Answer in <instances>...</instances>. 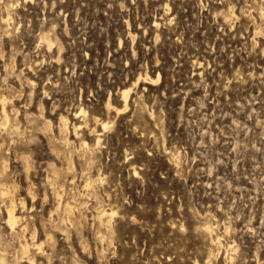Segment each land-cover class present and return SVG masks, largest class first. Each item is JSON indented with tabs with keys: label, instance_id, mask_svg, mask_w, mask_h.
Listing matches in <instances>:
<instances>
[{
	"label": "rangeland",
	"instance_id": "rangeland-1",
	"mask_svg": "<svg viewBox=\"0 0 264 264\" xmlns=\"http://www.w3.org/2000/svg\"><path fill=\"white\" fill-rule=\"evenodd\" d=\"M263 10L264 0H0V188L21 220L13 230L0 192L7 264H264Z\"/></svg>",
	"mask_w": 264,
	"mask_h": 264
},
{
	"label": "bare ground",
	"instance_id": "bare-ground-1",
	"mask_svg": "<svg viewBox=\"0 0 264 264\" xmlns=\"http://www.w3.org/2000/svg\"><path fill=\"white\" fill-rule=\"evenodd\" d=\"M10 7V6H9ZM8 9V8H7ZM10 9V8H9ZM9 11V10H8ZM231 11V10H230ZM263 12H264V10H263ZM9 13V12H8ZM260 13V12H259ZM7 14V13H6ZM5 14V15H6ZM7 16H9V15H7ZM6 16V17H7ZM227 16V15H226ZM6 17H4V18H6ZM228 17V16H227ZM263 18V17H262ZM9 19V18H8ZM227 19H229V18H227ZM4 20V19H3ZM10 20H11V16H10ZM264 20V19H263ZM4 21H6V20H4ZM44 35V34H43ZM49 35V34H48ZM42 38H44V39H46V40H48V45H50L51 44V39L52 38H50V37H48L47 36V34L46 35H44V36H42ZM142 76V75H141ZM145 78H149L148 76H145ZM131 88V87H130ZM130 88H123L121 91V97H122V101H123V108L125 109V108H127L128 106H129V98L131 97L130 96ZM132 90V89H131ZM2 98V97H1ZM0 98V99H1ZM2 100V99H1ZM4 101H5V99H3ZM6 100H7V98H6ZM3 102H1V104H2ZM6 104L4 103V106H5ZM112 104H111V102L109 101L108 102V109H111L112 108V106H111ZM3 106V105H2ZM7 107V106H6ZM1 111V110H0ZM8 110L4 107V109H3V112H4V119L2 120L3 122H1L2 124H8V121H9V115H8V112H7ZM10 111V110H9ZM84 110L81 108V110L79 111V112H83ZM11 112V111H10ZM16 113V112H15ZM77 113V112H76ZM81 114V113H80ZM11 115V114H10ZM15 115V114H14ZM40 115V114H39ZM44 117V116H43ZM64 117H65V115H64ZM38 118V117H37ZM39 119V118H38ZM31 120V119H30ZM33 120V119H32ZM34 120H37V119H34ZM62 120V119H61ZM94 120H95V122L96 123H98L99 122V118H97V117H95L94 118ZM48 121V120H47ZM14 122V121H13ZM33 122V121H32ZM41 122V121H40ZM62 122V121H61ZM64 122L65 123H67V122H69L68 121V119L67 118H64ZM43 123V122H42ZM48 123H49V121H48ZM47 123V124H48ZM35 124V123H34ZM60 124H62V123H60ZM59 124V125H60ZM39 125V124H38ZM49 125V124H48ZM64 125V124H63ZM68 125H69V123H68ZM68 125H67V127H68ZM14 126V125H13ZM12 126V127H13ZM19 126V125H18ZM18 126H16L17 128H18ZM71 126V125H70ZM103 126L104 127H106L107 126V122H105L104 124H103ZM15 127V128H16ZM20 127V126H19ZM48 127H50V126H48ZM61 127H63V126H61ZM77 124H76V126H75V131L77 130ZM3 128V127H2ZM1 128V129H2ZM14 128V127H13ZM16 128V129H17ZM0 129V130H1ZM10 129H11V127H10ZM23 129V128H22ZM49 129V128H48ZM62 129H64V127L62 128ZM70 129V128H69ZM69 129H67V130H69ZM80 129V128H79ZM91 129V132L92 133H95V144L94 145H100L101 144V137L99 136V134L97 133L98 132V130L96 129V126L95 127H92V128H90ZM12 130V129H11ZM20 130V129H19ZM45 130H46V128H45ZM5 131V130H4ZM3 131V132H4ZM18 131V130H17ZM53 131V130H52ZM52 131H50V132H52ZM59 131H60V129H59ZM62 131V130H61ZM78 131V130H77ZM13 132H14V130H13ZM12 132V133H13ZM57 132V131H56ZM64 132V131H63ZM63 132H62V135H64L63 134ZM70 132V131H69ZM53 133V132H52ZM74 133H77V132H74ZM7 134H9V133H7ZM11 134V133H10ZM57 134V133H56ZM16 135V134H15ZM59 135V134H58ZM66 135V134H65ZM70 135V134H69ZM76 135V134H75ZM80 135V134H79ZM4 136V135H3ZM49 136V135H48ZM50 137V136H49ZM79 137V136H78ZM53 138V137H52ZM66 138V137H65ZM72 138V137H71ZM8 139V138H7ZM49 139V138H48ZM50 139H51V137H50ZM57 139V138H56ZM59 139V138H58ZM61 139V138H60ZM59 139V140H60ZM69 139V138H68ZM1 140V139H0ZM3 140V139H2ZM70 140V139H69ZM73 140V139H72ZM49 141V140H48ZM6 142V141H5ZM64 142V141H63ZM67 142V141H66ZM65 142V143H66ZM69 142H71V141H69ZM1 143V142H0ZM53 143V142H52ZM59 143V142H58ZM57 143V144H58ZM83 143H84V145H86V146H89L90 145V143H89V141H87L86 139H83ZM4 144V143H3ZM50 144H51V142H50ZM62 144V143H61ZM55 145V144H54ZM59 145V144H58ZM51 146V145H50ZM53 146V145H52ZM61 146V145H60ZM65 146H67V144L65 145ZM1 147H2V145H1ZM59 147V146H58ZM57 147V148H58ZM79 147V146H78ZM82 147V146H81ZM81 147H80V149H81ZM92 147V146H91ZM90 147V148H91ZM94 147V146H93ZM60 148V147H59ZM63 148V147H62ZM66 148V147H65ZM74 148V147H73ZM72 148V149H73ZM77 148V147H76ZM75 148V149H76ZM83 148H85V147H83ZM87 148V147H86ZM5 149V148H4ZM4 149H1V150H4ZM51 149V148H50ZM67 149V148H66ZM65 149V150H66ZM79 149V150H80ZM88 149L89 148H87V151H88ZM97 149H98V146H97ZM63 150H64V148H63ZM69 150V149H68ZM83 150V149H82ZM70 151V150H69ZM68 151V152H69ZM75 151V150H74ZM81 151V150H80ZM92 151V150H91ZM1 152V151H0ZM66 151H64V153H65ZM94 152H95V150H94ZM62 153V152H61ZM84 153V152H83ZM54 154V153H53ZM60 154V153H59ZM58 154V155H59ZM66 154H67V152H66ZM76 154V153H75ZM85 154H88V152L87 153H85ZM25 155V154H24ZM31 155V154H30ZM68 155H71V154H69L68 153ZM5 156V155H4ZM55 156V155H54ZM75 156V155H74ZM73 156V157H74ZM95 156V155H94ZM6 157V156H5ZM5 157H4V159H5ZM22 157H24L23 155H22ZM61 157V156H60ZM62 157H64V155H62ZM56 158V157H55ZM66 158V157H65ZM76 158H77V155H76ZM84 158H86V157H84ZM1 159V158H0ZM58 159V158H57ZM67 160H68V158H66ZM89 159H91V156H90V158ZM175 159V158H174ZM2 160V159H1ZM72 160H74V159H72ZM82 160V159H81ZM88 160V159H87ZM94 160V159H93ZM69 161V160H68ZM68 161H66V162H68ZM6 162V161H5ZM61 162V161H60ZM59 162V163H60ZM84 162V161H83ZM86 162H88V161H86ZM55 163V162H54ZM71 163V162H70ZM69 163V164H70ZM72 164H74L73 163V161H72ZM3 165V164H2ZM60 165V164H59ZM5 166V165H4ZM6 166H8V165H6ZM70 166H71V164H70ZM85 166V165H84ZM0 167H2V166H0ZM51 167H53L52 165H51ZM59 167V166H58ZM92 167V166H91ZM6 168V167H5ZM54 168V167H53ZM72 168H73V166H72ZM85 168V167H84ZM89 168V167H88ZM69 169H70V167H69ZM2 170V169H1ZM5 170V169H4ZM53 170V169H52ZM68 170V169H67ZM74 170V169H73ZM72 170V171H73ZM69 171V170H68ZM65 172H67V171H65ZM82 172V171H81ZM87 172V171H86ZM89 172V171H88ZM1 173V172H0ZM4 173H5V171H4ZM52 173V172H51ZM71 173V172H70ZM83 173V172H82ZM81 173V174H82ZM53 174H55L58 178L59 177H61V174H62V170L61 169H59V168H57V166L54 168V170H53ZM80 174V175H81ZM90 174V173H89ZM1 175H3V174H1ZM52 175V174H51ZM65 175V174H64ZM88 175V174H87ZM86 175V176H87ZM93 175V174H92ZM9 176V175H8ZM85 176V177H86ZM89 176H91V174L89 175ZM9 178V177H8ZM3 179V178H2ZM6 179V178H5ZM48 179H51V178H48ZM85 179H87V178H85ZM84 179V180H85ZM89 179V178H88ZM96 179V178H95ZM7 180V179H6ZM74 180H75V178H74ZM73 180V181H74ZM1 181H3V180H1ZM56 181H59V180H56ZM61 181V180H60ZM59 181V182H60ZM68 181H69V179H68ZM12 182H14V181H12ZM11 182V183H12ZM31 182V181H30ZM48 182V181H47ZM55 182V181H54ZM70 182H72V181H70ZM75 182V181H74ZM92 182V179L91 180H89L88 181V183H87V180H86V183L87 184H90ZM1 183V182H0ZM73 183V182H72ZM10 184V183H9ZM60 185V184H59ZM67 185V184H66ZM73 185V184H72ZM85 185V184H84ZM8 186V185H7ZM49 186H51L50 184H49ZM53 186V185H52ZM57 186V185H56ZM70 186V185H69ZM17 187V186H16ZM33 187V186H32ZM60 187V186H59ZM66 187V186H65ZM73 187V186H72ZM95 187V186H94ZM67 189H68V187H66ZM16 189V188H15ZM56 189V188H55ZM58 189V188H57ZM0 192L2 193V195L4 196V197H9V204H7L8 206H7V221H8V224L11 226V228L13 229L17 224H18V222H20L21 220H20V215L16 212V206H17V204H16V202H15V200H14V198L11 196V194H10V188L9 187H2V188H0ZM87 190H89L88 188H87ZM91 190V189H90ZM93 190V189H92ZM54 191V190H53ZM52 191V192H53ZM56 192L57 191H59V189L58 190H55ZM63 191V190H62ZM67 192V191H66ZM65 192V193H66ZM68 192H73V191H69L68 190ZM76 192V191H75ZM82 192V191H81ZM80 192V193H81ZM87 192H91V191H87ZM86 192V193H87ZM12 193V192H11ZM31 193V192H30ZM59 193V192H58ZM63 193V192H62ZM61 193V194H62ZM74 193V192H73ZM77 193V192H76ZM75 193V194H76ZM79 193V192H78ZM35 194V193H34ZM67 194V193H66ZM69 194V193H68ZM94 194V193H93ZM55 195V194H54ZM58 195V194H57ZM70 195V194H69ZM89 195V194H88ZM95 195V194H94ZM1 196V195H0ZM2 196V197H3ZM60 196V195H59ZM67 196V195H66ZM76 196V195H75ZM81 196V195H80ZM99 196V195H98ZM64 197V196H63ZM78 197V196H77ZM82 197H83V195H82ZM60 198V197H59ZM62 198V197H61ZM60 198V199H61ZM73 198H75V197H73ZM80 198V197H79ZM4 200V199H3ZM56 200V199H55ZM66 200V199H65ZM76 200V199H75ZM77 201V200H76ZM96 201H97V199H96ZM101 201V200H100ZM100 201H98L99 203H100ZM3 202V201H2ZM7 202V201H6ZM66 201H64V203H65ZM73 202H74V200H73ZM4 203V202H3ZM62 203H63V201H62ZM84 203H85V199H84ZM5 204V203H4ZM24 204V203H23ZM67 204V203H66ZM69 204V203H68ZM73 205H74V203H72ZM58 205V204H57ZM82 205V204H81ZM86 205H87V202H86ZM101 205V204H100ZM75 206H77V205H75ZM83 206V205H82ZM81 206V207H82ZM102 206V205H101ZM54 207V206H53ZM98 207V206H97ZM103 207V206H102ZM55 209H56V207H54ZM68 208V207H67ZM85 208H87V207H85ZM66 209V208H65ZM72 209V208H71ZM70 209V210H71ZM99 209V208H98ZM97 209V210H98ZM79 210H80V208H79ZM57 211V210H56ZM59 211V210H58ZM66 211H67V209H66ZM66 211H65V213H66ZM99 211H100V209H99ZM98 211V212H99ZM77 212H78V210H77ZM80 212V211H79ZM56 213V212H55ZM96 213V212H95ZM101 214H100V216H98V217H100L101 218V220H108V221H111L110 219L114 216V214L116 213V211H114L113 209H110V210H106V209H104V210H102L101 212H100ZM57 214V213H56ZM71 214V213H70ZM80 214V213H79ZM81 215V214H80ZM83 215V214H82ZM92 215V214H91ZM98 215V214H97ZM97 215H96V217H97ZM64 216H65V214H64ZM73 215H71V217H72ZM75 217V216H74ZM78 217V216H77ZM84 217H85V215H84ZM56 218V217H55ZM63 218V217H62ZM209 218V217H208ZM57 219V218H56ZM75 219H76V217H75ZM74 219V220H75ZM81 219V218H80ZM84 219V218H83ZM96 219V218H95ZM86 220V219H85ZM56 221V220H55ZM64 221V223H67V222H65V220H63ZM68 221V220H67ZM79 221V220H78ZM81 221V220H80ZM107 221V222H108ZM74 222V221H73ZM98 222V221H97ZM102 222V221H101ZM53 223H55V222H53ZM52 223V224H53ZM68 223H69V221H68ZM81 223H82V221H81ZM106 223V222H105ZM212 223V222H211ZM210 223V224H211ZM28 223H26V225H27ZM98 224V223H97ZM104 224V223H103ZM111 224V223H110ZM109 224V225H110ZM23 225V224H22ZM43 225V224H42ZM51 225V224H50ZM76 225V224H75ZM74 225V226H75ZM79 225H81V224H79ZM29 226V225H28ZM55 226V225H54ZM67 226V225H66ZM99 226V225H98ZM102 226H104V225H102ZM213 226V225H212ZM211 225H207L206 227H204L205 228V230L206 231H208L209 233L210 232H213V231H215V230H213L212 231V229H211V227H212ZM24 227H26V226H24ZM23 227V228H24ZM227 227V226H226ZM22 228V227H21ZM30 228V227H29ZM10 229V228H9ZM17 229V228H16ZM52 229H54V228H52ZM63 229H65V228H63ZM106 229V228H105ZM11 230V229H10ZM14 230V229H13ZM48 230V229H47ZM108 230H109V228H108ZM107 230V231H108ZM226 230V229H225ZM16 232H17V230H15ZM21 231H22V229H21ZM60 231V230H59ZM63 231V230H62ZM103 231L105 232V230L103 229ZM102 231V232H103ZM112 231V230H111ZM23 232H24V230H23ZM47 232V231H46ZM109 232V231H108ZM204 232V231H203ZM207 232V233H208ZM20 233V232H19ZM225 233V232H224ZM23 234V233H22ZM21 234V235H22ZM30 234H31V232H30ZM32 234H33V238L35 239V237H36V232H32ZM106 234V233H105ZM109 234V233H108ZM206 234V233H205ZM211 234V233H210ZM16 235V234H15ZM20 235V234H19ZM24 235H25V233H24ZM51 235V234H50ZM112 235V234H111ZM111 235H107V236H111ZM220 235V234H219ZM218 235V236H219ZM106 236V237H107ZM214 235H212L211 237H213ZM217 236V235H216ZM25 237V236H24ZM105 237V238H106ZM20 238V237H19ZM102 238H104V237H102ZM219 238V237H218ZM23 239V238H22ZM26 239V238H25ZM108 239V238H107ZM215 239V238H214ZM220 239H221V237H220ZM20 240H21V238H20ZM31 240V239H30ZM37 240V239H36ZM39 240V239H38ZM45 241H46V238L44 239ZM103 240V239H102ZM11 241V240H10ZM35 241V240H34ZM42 241V240H41ZM19 242V244H20V241H18ZM31 242H33V241H31ZM47 242V241H46ZM214 242H215V240H214ZM219 242H221V241H219ZM37 243V242H36ZM35 242H34V245L36 244ZM40 243V242H39ZM43 243H44V241H43ZM53 243V242H52ZM216 243V242H215ZM222 243V242H221ZM41 244L42 243H40V244H37V246H39V247H41ZM213 244V243H212ZM218 245H220V244H218ZM226 245V244H225ZM31 246H33V245H31L28 241H23V243H22V245H21V250H22V252H23V254L25 253V254H28L29 252H30V249H31ZM51 246V245H50ZM233 246V245H232ZM39 247H38V249H39ZM215 247V246H214ZM217 247V246H216ZM228 248L229 247H227V250H228ZM38 249L36 250V251H38ZM233 249H235L234 247H233ZM45 250V249H44ZM221 250V249H220ZM231 250V249H230ZM20 251V250H19ZM233 251V250H232ZM0 252H2V251H0ZM219 252V251H218ZM229 252V251H228ZM43 253H44V251H43ZM215 253V252H214ZM3 254H4V252H3ZM0 255V264H7V260H6V258L4 257V255ZM16 254V253H15ZM23 254L21 255V256H23ZM29 255H31V254H29ZM29 255H27V256H29ZM211 255V254H210ZM228 255V254H227ZM20 256V257H21ZM46 256V255H45ZM228 256H231L230 254L228 255ZM211 257V256H210ZM10 258H12V256L10 257ZM16 258V257H15ZM15 258H14V260H15ZM27 258V257H26ZM25 258V259H26ZM18 259V258H17ZM21 259V258H20ZM30 259V258H29ZM34 259V258H33ZM212 260V259H211ZM16 261H18V260H16ZM10 262V261H9ZM20 263V262H19ZM31 263H33V262H31ZM13 264H16V263H13Z\"/></svg>",
	"mask_w": 264,
	"mask_h": 264
}]
</instances>
